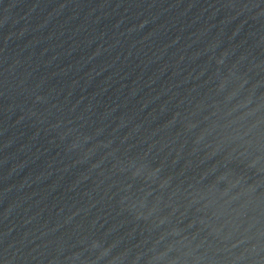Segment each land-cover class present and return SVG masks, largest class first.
I'll use <instances>...</instances> for the list:
<instances>
[{
	"label": "water",
	"instance_id": "1",
	"mask_svg": "<svg viewBox=\"0 0 264 264\" xmlns=\"http://www.w3.org/2000/svg\"><path fill=\"white\" fill-rule=\"evenodd\" d=\"M0 264H264V0H0Z\"/></svg>",
	"mask_w": 264,
	"mask_h": 264
}]
</instances>
